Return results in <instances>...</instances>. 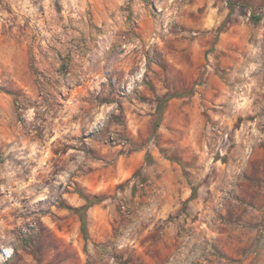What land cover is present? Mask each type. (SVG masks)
Wrapping results in <instances>:
<instances>
[{
    "label": "rangeland",
    "instance_id": "1",
    "mask_svg": "<svg viewBox=\"0 0 264 264\" xmlns=\"http://www.w3.org/2000/svg\"><path fill=\"white\" fill-rule=\"evenodd\" d=\"M0 264H264V0H0Z\"/></svg>",
    "mask_w": 264,
    "mask_h": 264
},
{
    "label": "trees",
    "instance_id": "2",
    "mask_svg": "<svg viewBox=\"0 0 264 264\" xmlns=\"http://www.w3.org/2000/svg\"><path fill=\"white\" fill-rule=\"evenodd\" d=\"M88 206H84L79 210H75L79 213L82 221V233L85 238L88 237V222H87V217H86V212H87Z\"/></svg>",
    "mask_w": 264,
    "mask_h": 264
}]
</instances>
